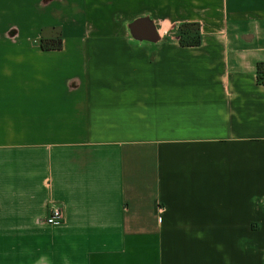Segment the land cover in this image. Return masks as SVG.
<instances>
[{"label":"crops","instance_id":"0c3cea01","mask_svg":"<svg viewBox=\"0 0 264 264\" xmlns=\"http://www.w3.org/2000/svg\"><path fill=\"white\" fill-rule=\"evenodd\" d=\"M261 62L264 0H0V264H264Z\"/></svg>","mask_w":264,"mask_h":264},{"label":"rangeland","instance_id":"374dc122","mask_svg":"<svg viewBox=\"0 0 264 264\" xmlns=\"http://www.w3.org/2000/svg\"><path fill=\"white\" fill-rule=\"evenodd\" d=\"M70 21L73 22H78V24L80 25L81 23L84 24V26L89 25L91 27L94 26L93 21H87V20H79V19H70ZM137 21V20H136ZM154 26H164V25H170L172 22H174L173 25V29H174V33L179 35L180 38V42H184V43H191V42H195L197 40H199L201 37V29L202 26H204V21H191V20H180V21H153L150 20ZM101 25H103L104 21H101ZM116 24L118 26H124V27H130L131 24H133L135 22L134 21H128V20H117L115 21ZM65 20L64 21H57L55 22L56 25H54L53 27H51V29L57 33V35H62L61 30H62V26L64 25ZM168 23V24H167ZM56 36V35H54Z\"/></svg>","mask_w":264,"mask_h":264},{"label":"trees","instance_id":"16d2710c","mask_svg":"<svg viewBox=\"0 0 264 264\" xmlns=\"http://www.w3.org/2000/svg\"><path fill=\"white\" fill-rule=\"evenodd\" d=\"M38 42L43 50H60L63 45V37L61 34L54 38L42 37ZM199 43H200V39L191 43L181 42V44L191 45V46L198 45ZM256 75H257L258 84L264 85V62H261L257 65Z\"/></svg>","mask_w":264,"mask_h":264},{"label":"water","instance_id":"95a60500","mask_svg":"<svg viewBox=\"0 0 264 264\" xmlns=\"http://www.w3.org/2000/svg\"><path fill=\"white\" fill-rule=\"evenodd\" d=\"M133 35L139 39L154 40L156 29L154 24L148 19H140L130 26Z\"/></svg>","mask_w":264,"mask_h":264},{"label":"built area","instance_id":"2783aa9c","mask_svg":"<svg viewBox=\"0 0 264 264\" xmlns=\"http://www.w3.org/2000/svg\"><path fill=\"white\" fill-rule=\"evenodd\" d=\"M63 220V211L60 207H54L50 215L45 219L48 224H57Z\"/></svg>","mask_w":264,"mask_h":264},{"label":"clouds","instance_id":"9594fccd","mask_svg":"<svg viewBox=\"0 0 264 264\" xmlns=\"http://www.w3.org/2000/svg\"><path fill=\"white\" fill-rule=\"evenodd\" d=\"M261 203H264V201H261Z\"/></svg>","mask_w":264,"mask_h":264}]
</instances>
